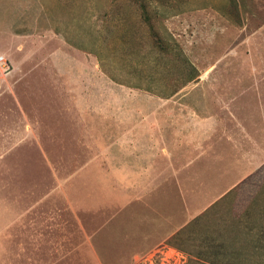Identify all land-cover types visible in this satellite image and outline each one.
Returning <instances> with one entry per match:
<instances>
[{
  "label": "rangeland",
  "instance_id": "rangeland-1",
  "mask_svg": "<svg viewBox=\"0 0 264 264\" xmlns=\"http://www.w3.org/2000/svg\"><path fill=\"white\" fill-rule=\"evenodd\" d=\"M0 54L11 69L5 75L0 67V264L16 256L18 233L9 232L33 230L67 235L73 264L78 256L79 264H98L96 253L113 264L114 227L128 223L140 204L129 205L130 190L112 188L118 146L98 101L111 102L115 89L116 99L135 100L138 118L167 122L172 138L184 124L187 133L194 116L178 100L193 105L197 95L196 109L207 115L208 93L195 94L192 87L199 68L210 64L233 74L234 83L258 80L260 91L249 86L251 92L214 94L216 130L205 132L199 148L185 141L173 163L184 164L182 173L169 167L168 197L150 207L166 213L164 234L208 210L195 234L236 229L231 223L238 225L256 200L247 222L254 231L263 224L264 0H0ZM176 176L185 188L173 187ZM169 241L135 264L201 262L194 258L201 250L194 240L177 235ZM238 246L247 247V241Z\"/></svg>",
  "mask_w": 264,
  "mask_h": 264
},
{
  "label": "crops",
  "instance_id": "crops-1",
  "mask_svg": "<svg viewBox=\"0 0 264 264\" xmlns=\"http://www.w3.org/2000/svg\"><path fill=\"white\" fill-rule=\"evenodd\" d=\"M227 56L228 54L224 55V57ZM222 58L220 57L216 60ZM211 66L213 65L210 64L209 69L199 68L198 73L194 77L195 81L192 87L195 94L208 93L209 98L208 96L203 97L205 107L208 109L207 115H199L196 109V105L200 103L196 98L197 95H193L195 102L193 105L178 100L177 103L182 107H188L194 113V116H190V121L187 124L188 132L183 133L184 124L175 130L176 132H174L175 134L172 138L166 135L169 132L167 122H163L160 119L159 126V121L156 118H151L150 116L138 118L136 104L131 106V102H135V100L131 101L130 97H128L127 102L124 103L125 101L122 102L116 99L117 94H115V89L112 90L114 99L111 102L103 100L101 103L98 101L97 111L100 114L102 113V116L108 117L104 120V124L109 123L111 119L113 126L112 144L113 146H118L117 149H114L113 154L114 157H119L118 164H112L113 174H116L112 181V188L115 190H130L128 197L129 205L132 203L140 204L139 207L132 209V215L129 216L128 223L125 220H120L122 227L119 230L117 227H114L111 245L114 246L116 255L113 259V264H135L137 258H141L151 252L154 246L165 243L167 239L178 231L164 234L168 228L166 213L160 211L158 207L154 211L150 206L152 202L155 203V199L161 201L168 197L166 188H168L169 177L166 175V172L169 167L171 173H182L183 169L181 167H184V164L176 168L173 163L177 159L180 161L179 152L184 146L185 141H190L193 146L199 148V142L204 137L205 132L211 135L216 130L217 118L214 112L211 111V109L215 110L218 101L214 94L233 91L241 93L245 91L251 92L247 90L249 86L260 91L258 80L252 78L249 84H245L240 77V82L234 83L232 81L233 74L226 73L223 75L222 72L211 68ZM240 76L244 77L243 74ZM207 79L208 84L204 86V82ZM254 86L257 88H254ZM185 89L182 86L174 93L177 92L179 94ZM182 97H187L186 93H183ZM226 103L228 104L229 102ZM227 104H225L227 108L232 107ZM171 143L172 147L170 146ZM170 147L177 149L176 155L170 152ZM193 158L195 159L196 157ZM198 161L193 162L192 160L190 162L191 164L193 162V166L195 167L198 165ZM124 174H138V176L133 180L128 179ZM237 182H234L228 188H233ZM173 187L185 188L179 176H176V182H174ZM138 188L145 191H132ZM148 190L160 191L155 195V192ZM178 193L172 196L174 200H177V197H179ZM122 199L124 200L123 204H126L125 199L127 198L125 194L122 195ZM9 233H18L17 236L19 238H17L16 241L18 243L15 246L16 256L12 260L7 259V264H73V255L70 249L71 243L67 241V235H58L56 230L10 231ZM57 237L61 239L57 240ZM117 244L122 247L120 251L117 250ZM87 245L88 243L85 244L86 247ZM133 246L138 247L134 249ZM77 258V263L79 264L83 258L80 256ZM95 261L98 264H105L102 254L98 256L96 253Z\"/></svg>",
  "mask_w": 264,
  "mask_h": 264
},
{
  "label": "trees",
  "instance_id": "trees-1",
  "mask_svg": "<svg viewBox=\"0 0 264 264\" xmlns=\"http://www.w3.org/2000/svg\"><path fill=\"white\" fill-rule=\"evenodd\" d=\"M259 193L260 197L261 195L264 196V183L262 187L259 188ZM256 201H251L252 203L250 202V204L246 207L242 216L243 219H237L239 222L238 225L235 223V221L231 223L234 224V228L237 227L236 229L229 231L224 230L223 232L218 228L215 229L214 235L199 233L195 234L193 231L197 225L196 222L203 216L205 217L207 212H209L208 210L189 221L184 227L179 229L175 234L167 239V241L170 243L169 240H172L177 235H179V238L182 237L185 241L194 240V242H197V246L199 247L198 249L201 250L195 255L194 258L200 259L201 262H195L192 264H213L211 261H205L206 259H204V257H206V255L208 258H217L221 261L224 260L226 264H264V249L261 250L260 248V246H264V216L263 220L261 221L263 224L259 225L260 227L258 231H254L255 228L253 224L247 222L249 221L248 219L252 214V208L254 204L256 205ZM263 211L264 209L260 211L261 214ZM241 223L242 227L240 228L239 225ZM186 231L187 233H185ZM242 240L247 241V247L239 248L238 244Z\"/></svg>",
  "mask_w": 264,
  "mask_h": 264
},
{
  "label": "built area",
  "instance_id": "built-area-1",
  "mask_svg": "<svg viewBox=\"0 0 264 264\" xmlns=\"http://www.w3.org/2000/svg\"><path fill=\"white\" fill-rule=\"evenodd\" d=\"M0 67H1V72L5 75L9 74L11 71L7 59L2 54H0Z\"/></svg>",
  "mask_w": 264,
  "mask_h": 264
}]
</instances>
